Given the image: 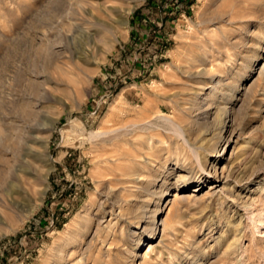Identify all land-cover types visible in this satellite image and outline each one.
<instances>
[{
  "label": "rangeland",
  "instance_id": "1",
  "mask_svg": "<svg viewBox=\"0 0 264 264\" xmlns=\"http://www.w3.org/2000/svg\"><path fill=\"white\" fill-rule=\"evenodd\" d=\"M33 156L0 264H264V0H0V157Z\"/></svg>",
  "mask_w": 264,
  "mask_h": 264
},
{
  "label": "bare ground",
  "instance_id": "2",
  "mask_svg": "<svg viewBox=\"0 0 264 264\" xmlns=\"http://www.w3.org/2000/svg\"><path fill=\"white\" fill-rule=\"evenodd\" d=\"M221 8H222L221 10H223L221 12H224L225 15L227 13H229V16H235V15L238 16L237 15L238 12H236V6H235L234 2H225L224 4L221 5ZM125 13L126 12L123 11V12L117 14L118 18L115 21L116 24L117 23L119 25H125L126 24V21H124V19H123ZM216 14H217V11H216ZM216 14H214V15H216ZM222 16H224V15L222 14ZM216 19H218V18H216ZM208 108L209 107H207L206 109H208ZM226 115H227V113L223 114V115H219V116H223V117H219L218 116V126L217 127H218L219 131H221V127L225 123V118L224 117H226ZM218 132L217 133L215 132L217 136L221 134V132L220 133H218ZM211 137H212V135H211ZM215 140H218V139H215ZM213 143H214V141H213ZM214 147H215V149H217V145H215ZM3 159H5V157ZM3 159L0 157V185H2V183L4 181L5 172H6V175L9 173V178L11 180L10 181V189L13 190V192H14L13 194H16L17 196H19V195L24 194V193L26 194V193H28L30 191H34L35 194H36V191L39 190L38 187H40L42 184L44 185L49 170H43V168L38 166L36 164V162H35L36 159L34 158V156L31 157V160H30V158L29 159H26V158L23 159V161H21V164L20 163L16 164L17 167H9L8 166L9 168H7L6 170H5V168L7 166L5 164V160H3ZM36 161H38V160H36ZM45 189H46V187L43 190L38 191L39 192L38 194L44 195ZM12 190H10V191L12 192ZM163 193L164 192H162V191L157 193L156 201H155V205H154L155 206L154 218H155L156 212L159 211V209H161L158 201L162 198ZM42 198H43V196H42ZM16 204H17L16 201H14L13 199H10V201L7 204V206L5 207L6 211H5V209H3V210L0 209V222H2V219L5 218V215L8 213V211L11 212V211H13L16 208ZM151 223H152V225H151V234L153 235L155 233V231H156L157 226L155 225V221L154 220Z\"/></svg>",
  "mask_w": 264,
  "mask_h": 264
}]
</instances>
